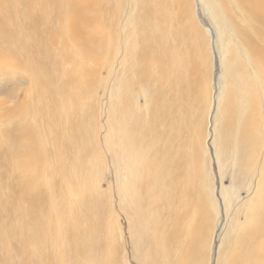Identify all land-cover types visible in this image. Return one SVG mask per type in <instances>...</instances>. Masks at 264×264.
Masks as SVG:
<instances>
[{
    "label": "rangeland",
    "instance_id": "1",
    "mask_svg": "<svg viewBox=\"0 0 264 264\" xmlns=\"http://www.w3.org/2000/svg\"><path fill=\"white\" fill-rule=\"evenodd\" d=\"M54 1L6 0L0 11V264H92L94 260L102 259V264H106L108 257L115 264H179L185 257L184 248L190 242L189 235L194 226L182 190V170L173 172L168 164L163 163H160L161 168L154 169L153 148L160 151L167 149L172 161H175L179 154L188 152V147L183 137L174 140L170 148L167 138L153 141V135H158L166 126L163 121L153 119L160 110L155 106V98L162 95L165 104H169L175 95L170 81L160 79L154 61L155 51L150 50L147 57H142L141 49L145 43L142 40L145 34L139 30L142 0H81L80 5L87 17L98 21L94 24L92 42L80 48V53H89L82 54L84 57L73 56L76 48L64 36L70 21L63 19L66 26L64 21L58 20L56 9L60 0H57V6ZM153 1L164 8L174 2ZM198 9L195 5L196 22L204 32L209 26ZM181 23L179 20L172 24V31L176 32ZM61 27H64L63 31ZM210 36L200 32L199 36L195 34L186 38L187 41L190 38L191 41L197 40L198 50L196 55H192L193 62H197H194L195 65L205 62L203 68H198L201 71L197 70V75H191L195 89L188 95L186 104L187 112H191L198 126L201 123L199 134L206 139V158H202L201 163L204 166L205 161L210 163V184L217 195L219 180L210 135L215 104H212L211 97L216 94V82L221 75ZM133 41H137L138 48L131 50ZM166 47L163 48L166 53L170 52L171 49ZM178 48L183 55H187L186 42ZM91 51L97 53L96 59ZM71 55L74 59L70 62ZM209 55L212 56V66ZM30 69L36 76L33 77L36 78L35 83L29 81L26 73ZM78 70L87 75L94 74L93 84L88 87L90 90L85 89L86 93H81L78 103L68 99L61 101L65 109L55 118L57 122L54 121V125L49 124L47 115L48 118L55 116L50 111L54 107L52 101L71 93L74 88L69 79L78 80L80 85L83 83ZM198 78L202 79L201 83ZM224 80L218 84L222 85V90L226 83ZM200 84L202 94L199 88V91L196 89ZM261 111L264 116V108ZM41 112H48L43 120ZM137 116L140 117V124L134 128L133 120ZM217 121L220 127L222 117ZM56 123L59 125L56 126ZM51 127L55 134L53 130L49 132ZM114 128H117V141L121 145L122 168L116 165L115 142L111 139L106 142L107 133ZM7 130L27 137L34 154L38 157L41 154L35 173L16 171L17 155L9 151L10 145L3 138ZM137 147L146 153L145 168L138 167L134 171L138 169L141 175L140 193L150 213L146 221L148 231L142 239L138 237L132 213L122 197V190L126 187L125 167L132 161ZM16 148L19 149L18 146ZM225 168L222 187L232 190L234 197L223 225L218 264H228L232 243L240 228L247 224L246 209L255 202L258 178L256 170L247 176L243 171L239 172L233 160ZM257 169H261V164H257ZM156 177H161V180L177 179L175 186L173 183L171 197L165 196L158 201L156 192L151 189ZM24 184L34 185L31 194L42 195V200L46 201L30 208L40 227L44 228L40 236L41 247L30 242L32 236L27 232L31 222V212L27 208L31 196L21 198ZM54 184L57 187H52ZM54 204L55 207L60 206L56 207L61 212L58 214V209V215L51 208ZM209 228L202 241L204 252L196 257L195 263L214 264L217 241L210 236L212 228ZM93 241L95 247L90 249Z\"/></svg>",
    "mask_w": 264,
    "mask_h": 264
},
{
    "label": "bare ground",
    "instance_id": "2",
    "mask_svg": "<svg viewBox=\"0 0 264 264\" xmlns=\"http://www.w3.org/2000/svg\"><path fill=\"white\" fill-rule=\"evenodd\" d=\"M54 2L57 6V0ZM5 3L6 0H0V11L4 8ZM80 3L81 0H60V2L58 1V7L56 9V12L58 13L57 15H59L60 18L58 19L59 21L62 20V23L65 19L66 21H70V24L67 23L68 21L66 22L68 28L65 29L64 32L66 35H63L66 36L65 38L67 40L73 42L76 48L73 54L74 57H80L82 54L89 55V53H85L84 51L80 53V48L86 47L92 42L91 39L94 34V24L96 25L98 23L97 19L87 17L85 10ZM195 5L199 7L198 11L201 14V18L204 17L205 20H207L209 29L207 28L204 32L209 37L212 35V38L209 41L212 43V50L216 55L219 67L218 70L221 75L216 82V94L214 97H211L212 104H215L214 113L211 117L212 126L210 128V135L217 178L219 180L217 195H215L214 188H212V185L210 184L212 176L210 175V163L208 164L207 161H205V166L201 163L202 158H206V149L204 150L206 139H203V134L201 137L199 134L201 123L198 126V121L193 119L190 114L191 112H187L188 103L186 104L188 95H190L195 89V82L190 80L191 75L194 73L197 75V70L203 68V64H205V62H202L199 66L195 65L197 62L194 61V63V59L192 58L198 50L197 40L191 41L190 38L187 41L186 39L189 38V35L193 36L196 34L199 36L200 32L204 33L196 22ZM161 6L153 0H142V14L139 30L145 34L142 38L145 42L143 49H141L142 57H147L150 50L155 51L156 57L154 58V61L159 69L160 79L170 81L174 90L173 94L175 95L169 104H165L162 95L155 98V103L157 104L155 106H158L160 110L153 119L163 121L166 126L158 135L157 133L153 135V141L156 142L158 139L162 140L163 138H167L170 148L174 140L183 137L185 138L188 147V152L179 154L175 161H172V157L169 156L167 149L166 151L164 149L160 151L153 148L154 169L161 168L160 163H163L165 165L168 164L170 170L173 172H176L179 169L182 170V190L189 205V211L194 226L189 235L190 242L184 248L185 257L179 264H198V261L195 263V260L196 257H200V254L204 252V243H202V241L203 237H205V231L210 229V226L212 228L210 236L213 240L215 239L217 241L213 263L218 264L219 249L223 238V236H221L223 225L225 220H227L226 217L228 216L232 199L234 197V192L232 190L228 191L222 187V180L224 178L225 167L231 163L232 160L233 165L235 164V166L239 168V172L243 171L245 173L244 175L247 176L252 172L254 173L256 170L258 172V178L256 179L255 202L246 209L247 224L240 228L232 243L233 250L231 257H229L228 264H264V170L262 169V165L264 164V116L261 111L264 108V0H174L170 7L164 8ZM53 13H55V11ZM179 20H181L182 23L179 29H177L176 32H173L172 24ZM61 29L63 31L64 27H61ZM1 36L4 38L5 35L3 32ZM57 36L58 35H56V37ZM64 36L61 39H63ZM202 36H204V34ZM200 38L201 37H199V39ZM209 41L208 49L210 50ZM136 42L137 41L131 42V50L138 45ZM185 42L187 55H183L182 51L178 48L179 45ZM166 46L171 49L168 53L163 49ZM90 53H92V51ZM92 54L93 56L95 55L94 59H96L97 53L94 52ZM73 56L68 61H73ZM197 59L200 61L199 58ZM90 60H93V58ZM209 61L212 66L213 60L211 55H209ZM75 66L77 67V65ZM199 67L201 68L198 69ZM212 70L213 69L211 68V71ZM78 71L80 72V77H82L81 79H83V83L80 85L78 80L72 79V76L69 77L71 78L69 79L71 80L70 83L73 84L74 88L71 90V93L60 95L55 101H52L54 107H52L53 110L50 111L53 113L52 116H55L52 118L49 116L48 118L47 115L49 124H53L54 121L57 122L56 117H58L59 113L65 109L61 104V101L66 102L65 99H68L74 102L77 101L78 103L81 93H83L85 89L86 91L90 90L88 87L93 84L94 74L87 75L83 73L82 70ZM26 73L29 76V81L35 83L36 78L33 77L36 76L32 70L30 69L29 71H26ZM202 76L203 75H201V77ZM224 78L226 83L224 87H222V90L220 88L222 85L218 86V84H220ZM200 80L198 78V81ZM199 86H201V84L197 86V91H199ZM200 90L199 93L202 92V89ZM195 94L197 95V93ZM56 109L59 110V112ZM37 114L40 115L39 112ZM44 114L45 113L41 112V119L46 116V114ZM207 117L209 118L210 116L208 115ZM219 117H222L220 127H218L217 124ZM49 124L48 127L50 126ZM139 124L140 117L137 116V119L133 120V127L135 128L136 126L138 128ZM57 125L59 124L56 123V126ZM52 130L51 127L49 132L52 133ZM53 132L54 134L56 133L54 130ZM5 136L3 138H6L10 145L9 148L11 150L8 148L9 151L17 155L15 165L16 171L18 170L19 173H35L37 169L36 162L41 154L39 157L34 154L35 151L30 149L29 139L27 137L23 138V136L14 133L13 130H7ZM110 139L115 142L114 147L118 150V152L116 150L115 153L116 165L119 166V168H122L123 162L120 156L121 145L117 141V128H114L107 133L106 142L108 143ZM16 146H18L19 149L16 148ZM136 149L137 151H133L134 153L131 158L132 161H130L125 167L126 187L122 190V197L132 213L138 237L142 239L146 236L148 231L146 221L149 219L150 213L144 206L140 193L142 188L141 175L139 174L138 169L136 171H134V169L138 167L145 168V162L147 161L145 159L146 153L144 150L141 147H137ZM40 151L43 152V150ZM44 153L45 152H43V154ZM22 155H26L27 158L24 159V156L22 157ZM207 160L210 159L207 158ZM257 164H261V169L259 171L257 169ZM202 166H204V168ZM176 180L177 179L161 180V177H156L154 187L152 184L151 189L156 192V197L159 199H157L158 201L165 198V196H172L170 192L174 190L173 187L175 186ZM55 185L56 184L51 186L54 187ZM31 189H34V185L24 184L21 187V194L23 196L21 198L24 199V197L31 196L29 197L30 200H28L29 206H27V203L25 202L27 208H29L28 210H30V208H36L39 203L46 202L45 200H42V195H37L36 193L35 195H32L30 192ZM47 190L50 192V189L47 188ZM46 195L49 196L48 194ZM55 203L57 204V202ZM56 204L51 206V208L55 214L58 215L61 213L59 209L61 205L56 206L59 207L58 213V209L55 207ZM30 212L32 213H30L29 216L31 222L27 230L28 235L32 236L30 242H32L33 245L36 244L41 247L43 242L41 241L40 236L44 228L43 226L40 227L34 212L32 210H30ZM217 230L218 232H216ZM92 238L94 239V237ZM91 246H94V241L91 243L90 249ZM90 249L88 248V250ZM102 262L103 259L97 261L94 260L92 264H102ZM106 264L115 263L111 257H108L106 259Z\"/></svg>",
    "mask_w": 264,
    "mask_h": 264
}]
</instances>
